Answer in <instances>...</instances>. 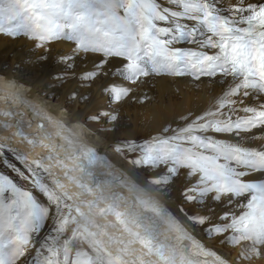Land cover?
Listing matches in <instances>:
<instances>
[{
  "label": "snow or ice",
  "instance_id": "obj_1",
  "mask_svg": "<svg viewBox=\"0 0 264 264\" xmlns=\"http://www.w3.org/2000/svg\"><path fill=\"white\" fill-rule=\"evenodd\" d=\"M75 0H0V35L59 53L83 105L0 108V264H250L264 257V0H121L72 29L128 45L109 55L60 35ZM171 79L206 98L155 126L122 110ZM179 91V88H177ZM11 130V132H9ZM29 149H43L33 155Z\"/></svg>",
  "mask_w": 264,
  "mask_h": 264
},
{
  "label": "bare ground",
  "instance_id": "obj_2",
  "mask_svg": "<svg viewBox=\"0 0 264 264\" xmlns=\"http://www.w3.org/2000/svg\"><path fill=\"white\" fill-rule=\"evenodd\" d=\"M121 0H75L71 8V15L64 13L52 17L54 23L61 25L60 35L71 43L82 40L85 51L109 55L119 52L114 47L106 45L100 33H87L83 29H72L74 16L82 12H91L95 17L116 15L120 12ZM98 7L104 10L97 12ZM115 46L121 47L124 43L112 41ZM64 65L59 53L46 56L28 38V35L17 39L0 35V74L14 75L17 80L31 84L33 93L49 104L63 105L71 112L72 122L84 123L87 111L83 105L68 103L66 96L71 88L76 85L69 82L62 87L59 78L63 75ZM20 73V74H17ZM23 75L27 77L23 78ZM179 88V91H177ZM148 99L143 103L126 105L122 110L125 130H136L141 127L155 126L164 119H169L178 110L191 108L206 98L204 89L199 91L184 83L177 84L171 79H158L150 83L143 90ZM24 151H32L26 145L18 144ZM43 149L36 148L33 155L43 153Z\"/></svg>",
  "mask_w": 264,
  "mask_h": 264
},
{
  "label": "clouds",
  "instance_id": "obj_3",
  "mask_svg": "<svg viewBox=\"0 0 264 264\" xmlns=\"http://www.w3.org/2000/svg\"><path fill=\"white\" fill-rule=\"evenodd\" d=\"M30 104H39L41 105V109L46 111L49 102L35 95L31 84L20 82L14 75L0 74V108H16L29 112L31 111L29 107ZM60 116L71 126L77 128L81 132L83 138L86 131L83 123L72 122L70 120L71 112H69L68 109H62ZM9 132H11V130H9ZM7 136L8 133L2 134L0 135V139H5ZM12 141L16 144H20L18 137L12 138ZM32 151L34 152L35 149ZM250 264H264V257L259 260L253 259L250 261Z\"/></svg>",
  "mask_w": 264,
  "mask_h": 264
},
{
  "label": "rangeland",
  "instance_id": "obj_4",
  "mask_svg": "<svg viewBox=\"0 0 264 264\" xmlns=\"http://www.w3.org/2000/svg\"><path fill=\"white\" fill-rule=\"evenodd\" d=\"M96 10H97L98 13H100V12H102L104 10V8L103 7H98ZM25 34H22L20 37L23 38L25 36ZM17 74H20V73L17 72ZM22 77L25 78V77H27V75H23Z\"/></svg>",
  "mask_w": 264,
  "mask_h": 264
}]
</instances>
